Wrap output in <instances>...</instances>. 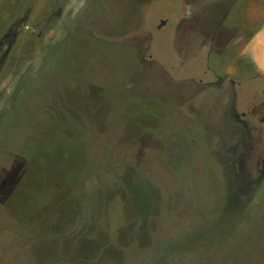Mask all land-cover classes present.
<instances>
[{
    "label": "rangeland",
    "instance_id": "1",
    "mask_svg": "<svg viewBox=\"0 0 264 264\" xmlns=\"http://www.w3.org/2000/svg\"><path fill=\"white\" fill-rule=\"evenodd\" d=\"M264 0H0V264H264Z\"/></svg>",
    "mask_w": 264,
    "mask_h": 264
},
{
    "label": "crops",
    "instance_id": "2",
    "mask_svg": "<svg viewBox=\"0 0 264 264\" xmlns=\"http://www.w3.org/2000/svg\"><path fill=\"white\" fill-rule=\"evenodd\" d=\"M250 44V47L254 46H264V26L262 28H260L257 33H255L250 40L248 41ZM252 62L255 66L257 65H264V58L262 59V55L260 58H258V56H254V58H252ZM258 73H260V75H264V72H260L258 71Z\"/></svg>",
    "mask_w": 264,
    "mask_h": 264
},
{
    "label": "clouds",
    "instance_id": "3",
    "mask_svg": "<svg viewBox=\"0 0 264 264\" xmlns=\"http://www.w3.org/2000/svg\"><path fill=\"white\" fill-rule=\"evenodd\" d=\"M257 71L264 72V65H257Z\"/></svg>",
    "mask_w": 264,
    "mask_h": 264
}]
</instances>
